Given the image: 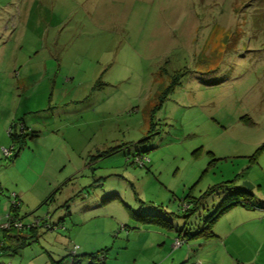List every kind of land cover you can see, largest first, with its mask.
I'll return each instance as SVG.
<instances>
[{
    "label": "rangeland",
    "instance_id": "374dc122",
    "mask_svg": "<svg viewBox=\"0 0 264 264\" xmlns=\"http://www.w3.org/2000/svg\"><path fill=\"white\" fill-rule=\"evenodd\" d=\"M0 124L1 222L26 190L20 221L56 226L4 262L230 264L215 231L240 216L200 233L226 195L180 209L227 182L264 216V0H0Z\"/></svg>",
    "mask_w": 264,
    "mask_h": 264
},
{
    "label": "trees",
    "instance_id": "16d2710c",
    "mask_svg": "<svg viewBox=\"0 0 264 264\" xmlns=\"http://www.w3.org/2000/svg\"><path fill=\"white\" fill-rule=\"evenodd\" d=\"M23 133L17 134L11 130L10 136L13 138L15 143H18V142L20 143V142H23V136L24 135H21ZM18 152L16 154H18ZM215 194L216 195H223V196L226 195V196L216 207L214 206L215 207L214 211L204 220V228L200 231V233H204L206 230L211 232V227H213L214 222L218 219V217L234 205L240 204V205H245L248 208H252V206L250 204L251 203L250 197H253L254 195L251 192H248V191L234 192V187L229 186L228 183L225 182L221 185H215V186L208 188V190L203 192L201 194V196L198 198H194L191 196V194H188V196H186L184 198V200L182 201V205H181L180 210L182 212H184L185 214H187V213L190 214L191 212H194L196 209H198L199 205L203 201H205L206 199H208L209 197H211ZM18 202L19 203L17 205H16V203L11 204V211L9 212V215H10V218L12 220L15 219V220L20 221V219H24L23 217L19 218L20 217L19 211L21 209V204H22L20 197L18 198ZM184 204H188L189 207L187 209H184V206H183ZM192 205L195 206V209H192ZM155 217H156V219L152 222L154 225H157L161 222H164L165 224L169 225L170 227L176 228L175 225L173 224V222L170 221L169 219L164 218L162 216H155ZM58 221L62 222L61 219ZM27 225L28 224H25V227L22 230L26 229V230H29L30 232L35 231L34 230L35 228L32 229L33 227L27 226ZM22 230H16L14 228H11L8 230H0V232H2V234H3L2 239L5 242L4 245L2 244V246L0 248L1 257H2L3 251H9V250L13 251L14 246L9 243V240L17 239V241L19 242V240L23 238L22 233L20 232ZM184 230L185 229H181V230L178 229V231L180 232L179 237L184 241V243L185 242L188 243V239L194 237V234H189L188 231L184 232ZM212 236H214L213 232H211L209 237H212ZM16 250L17 249H15V251ZM101 251H103V250H101ZM72 256L78 259L77 263L81 261L78 258V254H75ZM103 256H102V252H100V251L97 253L89 254L88 255V257L90 258L89 264H94L95 262L97 264H105V262H104L105 259L104 260L100 259V258H103Z\"/></svg>",
    "mask_w": 264,
    "mask_h": 264
},
{
    "label": "crops",
    "instance_id": "0c3cea01",
    "mask_svg": "<svg viewBox=\"0 0 264 264\" xmlns=\"http://www.w3.org/2000/svg\"><path fill=\"white\" fill-rule=\"evenodd\" d=\"M1 126H3L4 128L3 134L1 133L2 138V136L5 135L6 124H3ZM25 191L20 192L18 194V196L23 198V200L27 199ZM227 212H229L227 214H238L241 220L231 224L232 226L228 230L221 231L222 236L217 229L215 231V236L217 233L218 241L214 242L217 244L224 245L226 250L231 253V256L227 255L223 257L225 262L228 261L230 262V264H264V241H260V239H258L260 235H264V216L259 219L258 214L256 212L251 211V209H245L243 206L240 205L232 206L227 210ZM254 223H259L260 228L254 227ZM156 226L158 229L164 230L168 233L175 232V238L180 236V232L178 231V229H176L177 227L172 228L164 222H161ZM4 243L5 242L3 241V239L0 238V246H2V244L4 245ZM6 252L8 251H4L2 254L8 255L5 254ZM182 261V264H186V262H189L191 264H201L200 259H196V257L193 258L190 254L187 258H185V260ZM172 263L177 264L178 262H175L174 260Z\"/></svg>",
    "mask_w": 264,
    "mask_h": 264
},
{
    "label": "built area",
    "instance_id": "2783aa9c",
    "mask_svg": "<svg viewBox=\"0 0 264 264\" xmlns=\"http://www.w3.org/2000/svg\"><path fill=\"white\" fill-rule=\"evenodd\" d=\"M12 151H13V149H11V151L7 150L5 154L10 155ZM137 160H139V162L142 161V164H143L144 158H141V159L139 158ZM15 203H16V205L19 203L17 195H16V197H14V201L12 202V204H15ZM183 206H184V209H187L189 207L188 204H184ZM41 223H43L44 226L45 225H51L48 222L46 224L41 219L36 218L32 223L28 224L27 226L36 227L37 225L38 226L41 225ZM51 226L56 227L55 225H51ZM24 227H25V224L23 222L18 221V220L13 221L10 218L9 214L7 215V220L4 223H0V230H8L11 228H14L16 230H22ZM183 244H184V241L180 237H177L175 239V246L176 247H181ZM78 249H79L78 246H74L73 255H75V253ZM100 259H103V258H100ZM0 264H9V263H6L3 261V259L1 258V253H0ZM186 264H191V263L186 262Z\"/></svg>",
    "mask_w": 264,
    "mask_h": 264
}]
</instances>
